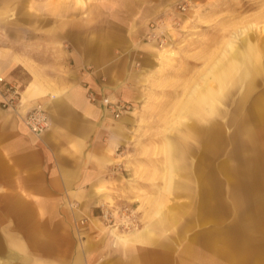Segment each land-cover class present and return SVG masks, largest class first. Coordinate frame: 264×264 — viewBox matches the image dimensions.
Here are the masks:
<instances>
[{"label":"rangeland","instance_id":"obj_1","mask_svg":"<svg viewBox=\"0 0 264 264\" xmlns=\"http://www.w3.org/2000/svg\"><path fill=\"white\" fill-rule=\"evenodd\" d=\"M125 1L0 0V24L19 18L33 27L26 36L0 25V46L38 39L48 26L56 34L79 23L87 41L110 37L111 52L121 46L129 53L140 75L141 97L126 101L128 111L115 117L104 111L100 99L112 98L105 94L99 98L102 116L137 120L133 134L140 137L134 145L146 163L133 179L160 186L138 206L121 200L123 189L105 190L118 193L119 202L108 198L90 206L71 195L55 198L54 205L31 206L29 212L43 220L36 223L38 236L31 235V222L11 204L12 196L7 206L0 205V264H125L127 254L131 264H175V251L189 241L197 249L211 246L214 257L222 256L216 249L222 247L224 264H264V104L259 105L264 101V0H147L160 9L150 14L133 13L132 0L126 6ZM121 22L124 29L118 28ZM252 66L259 72L243 99L244 83L240 88L241 82L230 77L223 82L229 90L225 101L214 111L195 105L206 85H217L224 72L237 69L247 77ZM14 84L16 110L2 106L4 89L0 108L20 118L31 104L24 85ZM118 171L125 182L126 168ZM189 181L197 186L196 198H172V187ZM205 214L213 218L200 220ZM191 215L198 220L189 221ZM99 224L106 226L103 231ZM143 227L150 232L144 241L116 236Z\"/></svg>","mask_w":264,"mask_h":264},{"label":"crops","instance_id":"obj_2","mask_svg":"<svg viewBox=\"0 0 264 264\" xmlns=\"http://www.w3.org/2000/svg\"><path fill=\"white\" fill-rule=\"evenodd\" d=\"M126 3L127 0L125 6ZM132 3L133 13L150 14L160 10L154 9L156 1L150 4L147 0H132ZM124 14L127 16L122 19L125 23L128 14L125 11ZM18 19L8 25L29 35L27 31L33 29L32 24ZM122 24L118 25L119 29H124ZM45 29L47 33L38 39L25 37L13 45L0 46V73L3 75L0 93L8 83L23 84V92L31 104L29 107L43 103L49 116L48 129L34 135L20 118L0 108V205L7 206L14 196L11 204L20 212L24 210L23 218L31 222L32 236H38L36 223L43 220L34 217L32 209L29 212L31 206L54 205L55 198L63 201L71 195L78 204L90 206L104 204L108 198L120 201L118 193L108 194L106 189H123L125 197L121 196V200L138 206L148 192L156 194L160 191L158 184L133 179L135 171L139 172L140 165L146 163L134 145L140 137L134 138L133 134L137 120L125 115L110 121L102 116L99 98L105 94L128 102H136L141 97L140 75L133 68L129 53L121 46L115 47L119 49L118 53L111 52L113 42L110 41L113 40L110 37L96 36L87 41L84 24L62 27V31L56 34L54 27ZM28 41L34 43L27 44ZM58 42L62 44H56ZM258 72L257 66H252L247 77L237 69L224 72L217 85H206L195 105L214 111L218 103L225 101L224 96L229 90L223 82L224 78L230 77L241 82L240 88L244 83L242 97L239 96L240 100L243 99L252 90L254 75ZM89 90L94 92L95 100L87 96ZM123 144L125 148L120 150ZM123 151L126 154L124 161L121 159ZM123 167L127 175L125 182L121 180L123 173L118 171ZM170 194L177 200L186 195L192 201L196 198L197 186L189 181L181 187L180 183L172 187ZM192 218L198 220L197 215H191L189 221ZM212 218L208 214L199 216L205 221ZM105 227L99 224L98 230L103 231ZM116 236L141 242L149 238L150 232L143 227ZM197 248L193 241H189L175 251V264H224L227 261L220 246L216 249L222 256L217 257H214L211 246L202 248L205 251ZM129 257L132 256L127 254L125 264H131L128 263ZM235 260L237 262V258Z\"/></svg>","mask_w":264,"mask_h":264},{"label":"built area","instance_id":"obj_3","mask_svg":"<svg viewBox=\"0 0 264 264\" xmlns=\"http://www.w3.org/2000/svg\"><path fill=\"white\" fill-rule=\"evenodd\" d=\"M3 81V77L0 76V82ZM17 89L14 83L6 84L4 88V95L2 96V106L6 109L16 110L15 98L17 97ZM87 96L91 100H95V94L89 90ZM101 103L104 111L111 113L113 116L118 117L122 112L128 111L129 105L126 101L119 99L112 100L107 96L102 97ZM20 118L26 128L34 135L43 133L49 127V116L47 111L42 107V104L38 103L29 107L24 111Z\"/></svg>","mask_w":264,"mask_h":264},{"label":"bare ground","instance_id":"obj_4","mask_svg":"<svg viewBox=\"0 0 264 264\" xmlns=\"http://www.w3.org/2000/svg\"><path fill=\"white\" fill-rule=\"evenodd\" d=\"M188 13H189V12H188ZM111 99H112V100H116V98H115V97H112Z\"/></svg>","mask_w":264,"mask_h":264}]
</instances>
